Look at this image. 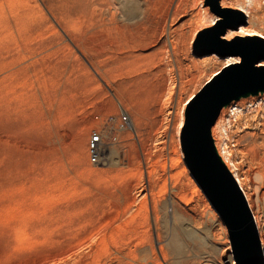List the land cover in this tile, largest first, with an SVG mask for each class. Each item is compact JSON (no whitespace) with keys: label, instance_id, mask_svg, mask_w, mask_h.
<instances>
[{"label":"rangeland","instance_id":"1","mask_svg":"<svg viewBox=\"0 0 264 264\" xmlns=\"http://www.w3.org/2000/svg\"><path fill=\"white\" fill-rule=\"evenodd\" d=\"M88 1L0 0V264H237L181 134L193 96L236 67L205 59L212 35L225 28L216 43H254L260 70L264 37L228 45L247 17L221 0ZM209 6L227 14L218 26L207 27ZM93 131L104 134L98 162ZM256 132L232 130L238 160Z\"/></svg>","mask_w":264,"mask_h":264},{"label":"water","instance_id":"2","mask_svg":"<svg viewBox=\"0 0 264 264\" xmlns=\"http://www.w3.org/2000/svg\"><path fill=\"white\" fill-rule=\"evenodd\" d=\"M214 4L218 7L219 0ZM224 32L225 28L212 35L206 54L236 53L242 62L217 75L193 96L186 110L181 141L191 174L228 228L237 264H249L254 258H263L259 231L243 189L215 146L212 127L222 108L233 100L264 92V70L255 66L259 58L254 43H216Z\"/></svg>","mask_w":264,"mask_h":264},{"label":"bare ground","instance_id":"3","mask_svg":"<svg viewBox=\"0 0 264 264\" xmlns=\"http://www.w3.org/2000/svg\"><path fill=\"white\" fill-rule=\"evenodd\" d=\"M82 1H84L86 3L89 2L88 0L87 1L82 0ZM82 1L81 0H74V2H76V4L81 5V6L83 5ZM92 1H94V0H92ZM96 1L99 2L101 0H99V1L96 0ZM74 2H72L73 7H75ZM97 2H96V4H97ZM104 2L105 1H103L101 3L104 4ZM94 3L93 4L91 3L92 4L91 5L89 2V4L93 7H94ZM72 5H70V6H72ZM84 5L82 8H84L86 6V5L85 6ZM221 7L225 11L235 10L239 13H243V14L245 13V15L247 17V21H246L247 25L242 26L241 30H238V28H236V29L229 28L227 30L226 36H224V37H225V39L228 40V43H227L228 45L239 42L236 39L237 34L248 33V34H253V36L259 35V36L264 37V0H221ZM77 8H75V9L77 10ZM92 8H89V9H92ZM76 10H73V12L77 13ZM80 10H81V8H80ZM225 11L220 12V14H218L217 11L213 7H211V6L207 7L206 15H204V17L207 20V27L213 26V24H215L214 21H216L217 18H218V21L216 23V26H218L219 23H221V22H219V18H220L219 15L226 16L227 14ZM89 12H90V10H89ZM85 15H84V18H85ZM78 16H79V14H78ZM98 23H99V21H98ZM90 24H93V23H90ZM110 24L105 23V22L102 23V25H103L102 29H106V31L108 29H111L112 25H110ZM137 25H139V24L123 25L122 23L118 22L116 24V30L118 29L117 31H119V29H121V30L128 29L129 31L132 32V30L133 31L137 30V28H138ZM207 27H205V28L207 29ZM102 29H100V30H102ZM108 31H110V30H108ZM112 31H114V30L112 29ZM97 33L100 34V32H96V34ZM99 55H96L98 57H95V58L98 59ZM104 56H106V55L104 54L103 57ZM205 59L210 60V61H214V63H215V61H219V62H221L222 67L224 68L226 66L228 60L233 61L230 64V66H232L234 64H236V65L239 64V62L241 61V56L236 54V53H232V55L230 57L226 58L227 60L226 59L219 60L216 58L215 55L211 54L210 56L206 57ZM203 63L205 65V62H203ZM259 65L264 66V60H261L259 62ZM219 74L220 73H218L217 75H219ZM249 117H251L252 121L254 120V122L248 121ZM246 118H248L247 121H245L246 123L242 122L243 124L241 123L242 124L241 125L240 120L246 119ZM260 118L262 121H258ZM126 124H128V117L123 116L120 120V125H119L120 128L119 129H124ZM236 125L238 127H241V126L242 127L243 126H248V127L253 126L254 127L255 126L258 128V132L253 133L251 135V140L246 145V150H247L246 154L244 155V157H243V155L241 156V158H242L241 160H238V158H237V155L240 153V151L238 152V151L233 149V147L231 145L233 143L230 140L231 139V132H232V130H234ZM99 133L102 136V141L100 142V146H99V150H100L101 157H102V149L105 146V141H104V134L102 132H99ZM212 136H213L215 146H216L219 154L221 155V157L223 158V160L225 161L227 166L230 168V170L232 171V173L234 174V176L238 180L241 188L244 191L247 202H248L249 207H250L252 214L254 216V220H255L257 229L260 233L259 236H260L261 244L263 243V245H264V92H260L257 95H249L247 97H242L239 100H233L227 106L223 107L221 112H220L218 119L216 120V123L212 127ZM237 152H238V154H237ZM144 213L148 214V207L147 206L146 207H140L137 214L135 216H133L132 220L137 221ZM145 223H146V221H145ZM156 224H157L158 229H159V218H157ZM140 232L138 231V234H137L138 237L137 238L140 241V243L143 244V243H145L146 237L143 234H141ZM158 234L161 235L160 233H158ZM159 237L161 238V236H159ZM146 241H148V240H146ZM160 249L162 250L163 248H160ZM165 257H166V255H165ZM223 264H225V263H223ZM249 264H264V258L259 257L256 260L252 259L249 262Z\"/></svg>","mask_w":264,"mask_h":264},{"label":"built area","instance_id":"4","mask_svg":"<svg viewBox=\"0 0 264 264\" xmlns=\"http://www.w3.org/2000/svg\"><path fill=\"white\" fill-rule=\"evenodd\" d=\"M102 141V136L99 132L93 131L90 139V158L92 162H98L101 159V153L99 150L100 142Z\"/></svg>","mask_w":264,"mask_h":264}]
</instances>
